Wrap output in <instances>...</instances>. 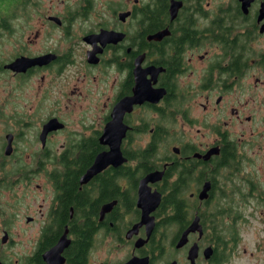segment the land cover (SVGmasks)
I'll return each mask as SVG.
<instances>
[{
    "label": "flooded vegetation",
    "instance_id": "flooded-vegetation-1",
    "mask_svg": "<svg viewBox=\"0 0 264 264\" xmlns=\"http://www.w3.org/2000/svg\"><path fill=\"white\" fill-rule=\"evenodd\" d=\"M263 182L264 0H0V264H231Z\"/></svg>",
    "mask_w": 264,
    "mask_h": 264
},
{
    "label": "rangeland",
    "instance_id": "rangeland-1",
    "mask_svg": "<svg viewBox=\"0 0 264 264\" xmlns=\"http://www.w3.org/2000/svg\"><path fill=\"white\" fill-rule=\"evenodd\" d=\"M219 208L226 209L230 217L239 216L234 221L229 219L239 241V253L231 258V264H264V202L231 206L220 202L209 210L215 212Z\"/></svg>",
    "mask_w": 264,
    "mask_h": 264
},
{
    "label": "water",
    "instance_id": "water-1",
    "mask_svg": "<svg viewBox=\"0 0 264 264\" xmlns=\"http://www.w3.org/2000/svg\"><path fill=\"white\" fill-rule=\"evenodd\" d=\"M10 67L14 68V69H17V60L14 61L13 63H11ZM95 167H96L95 165L92 167V172H91V170H88L87 175H90L91 173H93V171H95L94 170ZM151 178L153 179V175L149 176V180H152ZM146 181L143 180L141 182L140 187H139V192H138V207H140L142 209V215L143 216H148V214L155 209V207L158 205L159 200H160V194L159 193H156V194L155 193H150L149 189H147L148 187L146 186ZM209 189H210V183L206 182L204 184L203 189L199 193V198L200 199L207 198ZM108 206H110V205L104 206L102 208V212H105L107 209H109L110 207H108ZM195 230H199L200 231V226L198 225V217L197 216L191 222L190 226L184 231V233H183L182 237L180 238V240L178 241L177 245L178 246L182 245L186 241V236H187L188 232L195 231ZM5 240H6L5 238L2 239V241H5ZM60 242L56 245V247H54V249H51L50 251H48V253L50 252L49 254H52V253L55 252L54 250H56V249L59 250V249L63 248L66 245V241H65L64 238H62V240ZM194 255H195V248H191L190 251H189V257L192 258Z\"/></svg>",
    "mask_w": 264,
    "mask_h": 264
},
{
    "label": "trees",
    "instance_id": "trees-1",
    "mask_svg": "<svg viewBox=\"0 0 264 264\" xmlns=\"http://www.w3.org/2000/svg\"><path fill=\"white\" fill-rule=\"evenodd\" d=\"M174 192H171L170 194H173ZM169 201L167 200V198L163 201V203H162V207L164 208V209H167L168 207H169ZM173 206L171 207V213H173V214H182V213H184L183 212V208H182V206L181 205H175V204H172ZM215 214H227V212L226 211H224V208H219V209H217L215 212H214Z\"/></svg>",
    "mask_w": 264,
    "mask_h": 264
}]
</instances>
